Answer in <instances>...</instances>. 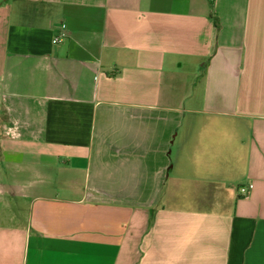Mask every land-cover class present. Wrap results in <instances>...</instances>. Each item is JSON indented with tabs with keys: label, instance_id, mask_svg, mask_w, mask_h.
I'll use <instances>...</instances> for the list:
<instances>
[{
	"label": "crops",
	"instance_id": "crops-1",
	"mask_svg": "<svg viewBox=\"0 0 264 264\" xmlns=\"http://www.w3.org/2000/svg\"><path fill=\"white\" fill-rule=\"evenodd\" d=\"M0 264H264V0H0Z\"/></svg>",
	"mask_w": 264,
	"mask_h": 264
},
{
	"label": "built area",
	"instance_id": "built-area-1",
	"mask_svg": "<svg viewBox=\"0 0 264 264\" xmlns=\"http://www.w3.org/2000/svg\"><path fill=\"white\" fill-rule=\"evenodd\" d=\"M61 34L59 36H56L54 39H53V43L56 44V43H59L63 40V38L65 37L66 35V25L65 24H61ZM250 188H252V185L248 186V187H240V192L243 194V195H247Z\"/></svg>",
	"mask_w": 264,
	"mask_h": 264
}]
</instances>
